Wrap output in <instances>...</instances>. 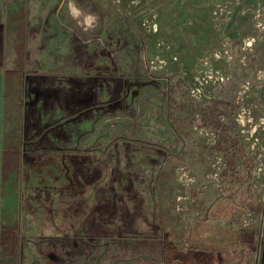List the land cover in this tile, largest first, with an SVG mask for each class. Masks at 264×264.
Instances as JSON below:
<instances>
[{
    "label": "rangeland",
    "instance_id": "rangeland-1",
    "mask_svg": "<svg viewBox=\"0 0 264 264\" xmlns=\"http://www.w3.org/2000/svg\"><path fill=\"white\" fill-rule=\"evenodd\" d=\"M263 246L264 0H0V264Z\"/></svg>",
    "mask_w": 264,
    "mask_h": 264
},
{
    "label": "built area",
    "instance_id": "built-area-1",
    "mask_svg": "<svg viewBox=\"0 0 264 264\" xmlns=\"http://www.w3.org/2000/svg\"><path fill=\"white\" fill-rule=\"evenodd\" d=\"M199 81V80H198ZM199 88H197L196 90H195V94L197 95V94H199V95H201V91L200 90H198ZM202 96V95H201ZM252 137L254 136V134L253 135H251Z\"/></svg>",
    "mask_w": 264,
    "mask_h": 264
},
{
    "label": "crops",
    "instance_id": "crops-1",
    "mask_svg": "<svg viewBox=\"0 0 264 264\" xmlns=\"http://www.w3.org/2000/svg\"><path fill=\"white\" fill-rule=\"evenodd\" d=\"M261 253L264 254V246L261 248Z\"/></svg>",
    "mask_w": 264,
    "mask_h": 264
},
{
    "label": "bare ground",
    "instance_id": "bare-ground-1",
    "mask_svg": "<svg viewBox=\"0 0 264 264\" xmlns=\"http://www.w3.org/2000/svg\"><path fill=\"white\" fill-rule=\"evenodd\" d=\"M77 12V11H76Z\"/></svg>",
    "mask_w": 264,
    "mask_h": 264
}]
</instances>
